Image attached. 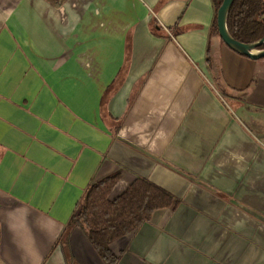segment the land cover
Listing matches in <instances>:
<instances>
[{
    "label": "crops",
    "instance_id": "0c3cea01",
    "mask_svg": "<svg viewBox=\"0 0 264 264\" xmlns=\"http://www.w3.org/2000/svg\"><path fill=\"white\" fill-rule=\"evenodd\" d=\"M211 0H0V264H105L68 223L88 186L179 204L116 264H264V59Z\"/></svg>",
    "mask_w": 264,
    "mask_h": 264
},
{
    "label": "trees",
    "instance_id": "16d2710c",
    "mask_svg": "<svg viewBox=\"0 0 264 264\" xmlns=\"http://www.w3.org/2000/svg\"><path fill=\"white\" fill-rule=\"evenodd\" d=\"M223 0H211L214 7L213 34L217 10ZM231 37L252 44L264 37V0H234L227 17ZM219 36V35H218ZM264 49V45L260 47ZM119 175L106 177L85 190L69 220L68 227H79L105 264H116L118 256L111 246L150 222L159 211H173L179 202L152 182L137 178L118 197L110 193Z\"/></svg>",
    "mask_w": 264,
    "mask_h": 264
},
{
    "label": "water",
    "instance_id": "95a60500",
    "mask_svg": "<svg viewBox=\"0 0 264 264\" xmlns=\"http://www.w3.org/2000/svg\"><path fill=\"white\" fill-rule=\"evenodd\" d=\"M233 1L234 0H223L217 10L216 27L221 41L228 49L248 59H264V49H260V47L264 45V37L255 43L243 44L234 40L229 34L226 23Z\"/></svg>",
    "mask_w": 264,
    "mask_h": 264
},
{
    "label": "rangeland",
    "instance_id": "374dc122",
    "mask_svg": "<svg viewBox=\"0 0 264 264\" xmlns=\"http://www.w3.org/2000/svg\"><path fill=\"white\" fill-rule=\"evenodd\" d=\"M122 194V193H121Z\"/></svg>",
    "mask_w": 264,
    "mask_h": 264
}]
</instances>
